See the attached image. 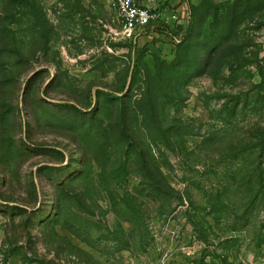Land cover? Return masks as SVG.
I'll list each match as a JSON object with an SVG mask.
<instances>
[{
    "label": "rangeland",
    "instance_id": "rangeland-1",
    "mask_svg": "<svg viewBox=\"0 0 264 264\" xmlns=\"http://www.w3.org/2000/svg\"><path fill=\"white\" fill-rule=\"evenodd\" d=\"M189 1L0 0V264H264V0Z\"/></svg>",
    "mask_w": 264,
    "mask_h": 264
},
{
    "label": "built area",
    "instance_id": "built-area-1",
    "mask_svg": "<svg viewBox=\"0 0 264 264\" xmlns=\"http://www.w3.org/2000/svg\"><path fill=\"white\" fill-rule=\"evenodd\" d=\"M115 8L119 33L123 39L136 40L145 33L149 23H154L156 27L177 28V16L170 14L169 19L162 15V11H158L157 0H108ZM172 34H170L171 36ZM171 39L179 42L180 37L173 34Z\"/></svg>",
    "mask_w": 264,
    "mask_h": 264
},
{
    "label": "crops",
    "instance_id": "crops-1",
    "mask_svg": "<svg viewBox=\"0 0 264 264\" xmlns=\"http://www.w3.org/2000/svg\"><path fill=\"white\" fill-rule=\"evenodd\" d=\"M167 2H168V7L166 9H163L162 11V15H164L165 18L169 19V21L171 22L172 20L169 17L170 14H174L175 16H177V18L183 17L187 9V4L184 0H167ZM177 22H178L177 28L173 31V33L175 34L179 28H182V25H179L180 22L179 19H177ZM150 35L157 36V33L154 31L151 32ZM151 36H147V37L150 39ZM170 47H171L170 43L161 42L158 48L162 51L163 54H169Z\"/></svg>",
    "mask_w": 264,
    "mask_h": 264
},
{
    "label": "trees",
    "instance_id": "trees-1",
    "mask_svg": "<svg viewBox=\"0 0 264 264\" xmlns=\"http://www.w3.org/2000/svg\"><path fill=\"white\" fill-rule=\"evenodd\" d=\"M186 3H187V7H188V11H189V18H188V21H187V26H186V30H185V33L182 37H180V41L179 42H174L171 38H168L166 39V41H164L165 43H170L171 44V47H170V52H172L182 41H183V38L185 36H188V34L190 33L191 29H192V23H193V7H192V4L190 3L189 0H185ZM169 29V27H160L158 29H156L160 34L162 33H168L167 30ZM135 45H136V42H135Z\"/></svg>",
    "mask_w": 264,
    "mask_h": 264
}]
</instances>
